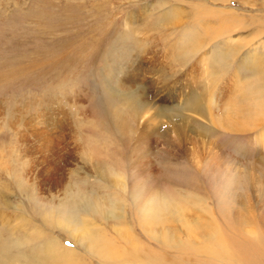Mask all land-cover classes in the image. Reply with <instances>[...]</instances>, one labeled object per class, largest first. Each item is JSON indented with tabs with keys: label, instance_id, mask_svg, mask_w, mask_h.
<instances>
[{
	"label": "rangeland",
	"instance_id": "374dc122",
	"mask_svg": "<svg viewBox=\"0 0 264 264\" xmlns=\"http://www.w3.org/2000/svg\"><path fill=\"white\" fill-rule=\"evenodd\" d=\"M123 85L149 106L127 115L132 132L120 139L106 91ZM196 95L202 111L190 109ZM160 108L167 114L157 115ZM94 124L96 136L108 137L93 146L109 160L104 177L83 158ZM141 131L149 138L135 141ZM11 150L41 161L31 174V163L18 167L26 194L57 162L76 193L104 208L123 206L126 224L85 212L90 229L111 240L113 255L52 222L64 188L20 193L8 175ZM69 150L74 158L66 159ZM238 175L239 183L226 185ZM0 183L11 194L8 207L0 205V236L13 238L10 247L24 259L264 264V0H0ZM144 188L140 203L135 195ZM164 199L181 205L171 239L141 220V208Z\"/></svg>",
	"mask_w": 264,
	"mask_h": 264
},
{
	"label": "bare ground",
	"instance_id": "6f19581e",
	"mask_svg": "<svg viewBox=\"0 0 264 264\" xmlns=\"http://www.w3.org/2000/svg\"><path fill=\"white\" fill-rule=\"evenodd\" d=\"M136 78L138 79V77H136ZM123 86L125 89L126 86L125 85H123ZM106 94H107V99L109 100V102H107L108 103V112H109L107 115L111 116L110 121H109L111 123L110 125L113 128V131L115 132V134L116 135L118 134L120 139H124V138H126V136L130 132H132V129L130 126V120L127 117V115L129 113H131L134 117H137L142 112V110H145L149 106L148 105L149 102L142 100L141 95L137 92L130 91L127 89L122 91L120 88L118 89L117 87L116 88L111 87V89H107ZM185 102H186V99H185ZM117 104H119V105L121 104L120 106H122L123 108H120V106H118ZM239 105L241 106V104H239ZM233 106L235 108V104H233ZM201 108H202V100H200L199 96L197 97V95L193 96L192 101L190 103V109L191 110L197 109L198 111H202ZM240 111H241V109H240ZM156 113H157V115H162V114L165 115V114H167V111H165V109H163V108H160V109H157ZM241 117H243V116L241 115ZM218 123H220V122L218 121ZM80 125H81V123H80ZM81 126H83V125H81ZM83 127H85V126H83ZM88 128L93 130V134H91L92 133V131H91V133H89L90 135H87L85 137V140L87 141V142H85V146L93 147L96 145L98 140L105 141L108 139V137H106V136L105 137L104 136H100V137L96 136L98 131H99L97 129L96 124L88 125ZM237 128H239V127H237ZM244 128H246V127H244ZM232 131H234V130H232ZM238 131H240V130H238ZM242 131H243V129H242ZM148 134H150V133H148ZM148 134L141 131V132H137L136 135L132 136V137L135 139V141H138V140H141L142 138L148 137ZM37 136H38V134L35 137L37 138ZM128 136H130V135H128ZM109 137H111V136H109ZM96 138H97V140H96ZM45 141H46V145L48 147L49 146L55 147L57 145V141L53 140L50 137H48V139ZM141 144H143V143H141ZM96 147H97V145H96ZM96 147H93L91 149L89 147L88 150L84 151L83 153H86L87 156L83 154L84 155L83 158L85 159V162L88 159H90L89 160V163H91L90 165L94 169L98 170L100 175L102 177H104L105 175H109L108 170H107V165H106L107 161H109V160H106L105 158H101L100 156L102 153ZM108 147H109V145H108ZM43 149L44 148H42V150ZM44 151H46V150H44ZM7 156L9 157L8 160H11L8 163L6 162L7 169L9 170L8 175L12 176L11 179L12 180L14 179L16 181V182L15 181L14 182L17 186L16 188L20 191V193H22L25 196L27 195V196L33 198L34 195H36L35 189L37 186H38V188L40 187L41 189H43L44 185L47 187H50L52 189H55V188L56 189H63L64 188L63 190L65 193V196L63 198L59 199V206H58V210L56 211L57 216L52 219V222L54 220L59 227L64 228L65 230L70 232L69 234L72 233L73 236L77 237V240L79 242H81V244L83 246H85L89 249L92 248L94 250H97V252L101 253V255L105 254L106 257H110L111 255H113V248H112L113 246H111V243H110L111 240H109L104 235H103L104 238L97 236V234H95V230L90 229V224H89L90 220H86L85 218L87 216L86 213L89 214V212L91 211L90 213H94V217L102 216L103 218H107L106 220H109V221L112 220L113 222L114 221H116V222L120 221V222H122V223L124 222V224H126L125 222L127 220H126V216H125V210H124V214H123V206L120 203H117L116 201L115 202H109V204L111 206H109V207L107 206L106 208H104V204H103V206H101L102 204L98 201L97 198H89V197L83 196L82 194H79L81 192L76 193L74 185L72 183H69V181L64 179V177H61V178L59 177L58 170L55 167L57 165V162H49L51 165H53V166H51L53 168V171H51V172L49 170H48L49 172L47 171V176L45 178L46 180L45 179L44 180L42 179V181H37L38 179L34 180L31 183V185H29L30 186L29 194H26L27 188L23 184V181H22L23 176L22 177L20 176V173L18 172V170H19L18 167H21V169L23 168V171H24L26 169V166L29 165V163H31L32 165L28 166L30 169H28V171H27L29 174H31L33 171V167H35V166L38 167L37 164L40 165L41 161L38 162L37 159L33 158L34 160L29 162V160L26 158V157H30L29 153L27 151H24V152L22 151V153H21V152H18L16 150L15 151L11 150L10 152H7ZM58 157H62V155H60L58 153ZM64 157L66 159L67 158H74L73 151H71V150L67 151L66 154H64ZM139 157H141V156H139ZM129 161L132 162L131 160H129ZM127 163H129V162H127ZM120 170H122V168H120ZM137 172H138V170H137ZM1 174H2V172H1ZM216 174H217V176L215 175L213 179H215V180L218 179L219 181H222L223 179L221 178V176L218 173H216ZM239 174H241V173L239 172ZM115 175H117V174H115ZM121 175H123V173ZM137 175H139V174H137ZM24 176H26V175H24ZM42 177H43V174H42ZM241 180H242V178L238 175V176H232L231 178H229L228 180H225V181H226L227 186L228 185L232 186V185L239 183ZM113 181H114V179H113ZM71 184H72V186H71ZM7 187H6V185H2V183H0V205L1 206H7L8 202H10V201H8V199H9V196H11V194H7V191H8V190L6 191ZM141 192H142V194H136L135 195L137 200L140 198H142V200H144L143 198H145L148 194V190L145 191V188H144V191H141ZM27 196H26V198H27ZM140 203H141V199H140ZM143 208H141V214L143 216L141 218L142 225L148 229H153L158 224L161 227V229L157 230L156 232L164 231L163 236H166L167 239L168 238L171 239L172 238V236H170L171 235L170 234L171 229L170 228L168 229V227H169V224L173 222L171 219H175V220L177 219V214L175 212L180 211L181 205L175 201H169V200L164 199L156 207L146 205ZM45 210H48V209H45ZM46 213L47 212H45L44 214H46ZM51 213L52 212H50V214ZM0 214H2V212ZM54 215L55 214H53V216ZM124 219H125V221H122ZM177 221H178V219H177ZM50 241L54 242L53 240H48V242L46 244L51 245ZM13 242H14L13 238H11L9 236H4V234H2V236H0V264H47L46 261H44V260L42 261L40 258L33 256V254L29 255L27 258L24 259L21 255L18 254L17 250H14L13 248L10 247L13 244ZM45 250L48 251L49 249L46 248ZM65 251L73 252L72 250H69V249H65ZM224 251L226 252L227 257H229V255L232 253L231 249L229 250V248L224 249ZM228 251L230 252V254ZM97 252H96V254H97ZM137 254L138 253L134 254L132 256V259L134 258L135 260H137V258H138L136 256ZM48 255L50 257L53 254L49 253ZM71 255H72L71 253L70 254L66 253L64 259L69 260L70 258H72ZM59 256L62 259V254H59L57 257L59 258ZM60 262H59V264H60ZM55 264H57V262Z\"/></svg>",
	"mask_w": 264,
	"mask_h": 264
}]
</instances>
